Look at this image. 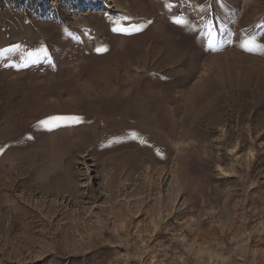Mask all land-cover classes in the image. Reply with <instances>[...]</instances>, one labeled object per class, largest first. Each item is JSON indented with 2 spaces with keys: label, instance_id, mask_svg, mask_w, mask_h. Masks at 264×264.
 <instances>
[{
  "label": "rangeland",
  "instance_id": "rangeland-1",
  "mask_svg": "<svg viewBox=\"0 0 264 264\" xmlns=\"http://www.w3.org/2000/svg\"><path fill=\"white\" fill-rule=\"evenodd\" d=\"M251 37L264 0H0V264H264Z\"/></svg>",
  "mask_w": 264,
  "mask_h": 264
},
{
  "label": "snow or ice",
  "instance_id": "snow-or-ice-1",
  "mask_svg": "<svg viewBox=\"0 0 264 264\" xmlns=\"http://www.w3.org/2000/svg\"><path fill=\"white\" fill-rule=\"evenodd\" d=\"M166 6L169 9L173 7L172 4H167ZM174 22L177 24L183 25L186 23V20L182 17H175ZM113 30L117 32L139 31L138 28H134V27L131 29L125 28V27L119 26V24ZM208 46L209 48H213V49L216 48V45L211 40L209 41ZM241 47H243L248 52L264 51V44H258L256 42V37H251L249 39H246L245 42L241 45ZM10 50L11 49H9V51ZM34 55L36 54L35 53L28 54L29 57H32ZM80 122H81V118L78 116H53L47 120L41 121L40 123L42 126L47 128L48 130H52L66 123H80Z\"/></svg>",
  "mask_w": 264,
  "mask_h": 264
},
{
  "label": "bare ground",
  "instance_id": "bare-ground-1",
  "mask_svg": "<svg viewBox=\"0 0 264 264\" xmlns=\"http://www.w3.org/2000/svg\"><path fill=\"white\" fill-rule=\"evenodd\" d=\"M90 136V135H89Z\"/></svg>",
  "mask_w": 264,
  "mask_h": 264
}]
</instances>
